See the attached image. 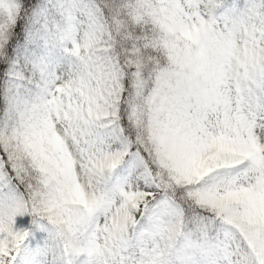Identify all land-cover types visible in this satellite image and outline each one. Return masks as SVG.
Returning <instances> with one entry per match:
<instances>
[{
    "label": "snow or ice",
    "instance_id": "obj_1",
    "mask_svg": "<svg viewBox=\"0 0 264 264\" xmlns=\"http://www.w3.org/2000/svg\"><path fill=\"white\" fill-rule=\"evenodd\" d=\"M0 264H264V0H0Z\"/></svg>",
    "mask_w": 264,
    "mask_h": 264
}]
</instances>
